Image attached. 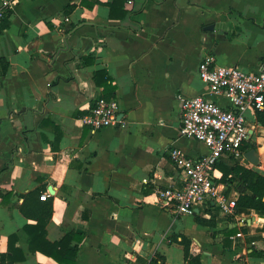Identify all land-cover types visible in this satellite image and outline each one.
Segmentation results:
<instances>
[{
  "label": "crops",
  "instance_id": "crops-1",
  "mask_svg": "<svg viewBox=\"0 0 264 264\" xmlns=\"http://www.w3.org/2000/svg\"><path fill=\"white\" fill-rule=\"evenodd\" d=\"M2 1L0 56L9 69L0 75V264H184L182 236L202 264H264V218L254 210L226 215L208 201L181 214L159 196L184 184L172 148L192 158L207 152L179 134L181 100L226 102L201 80L199 61L212 55L253 71L264 63V0H123L112 10L111 0L91 8ZM87 55L93 61L83 64ZM101 69L118 120L91 129L80 117L102 95ZM247 124L258 165L224 156L213 171L234 199L245 189L237 178L221 181L222 167L264 175V126L253 110ZM35 190L49 203L38 208L41 221L21 210L37 212L27 199Z\"/></svg>",
  "mask_w": 264,
  "mask_h": 264
},
{
  "label": "built area",
  "instance_id": "built-area-1",
  "mask_svg": "<svg viewBox=\"0 0 264 264\" xmlns=\"http://www.w3.org/2000/svg\"><path fill=\"white\" fill-rule=\"evenodd\" d=\"M2 5L10 6L9 0H3ZM198 73L209 91L226 102L202 94L181 100L179 134L202 142L207 152L192 158L177 147L172 148L170 158L184 172V184L166 188L159 196L181 214L191 215L196 207L212 201L224 214L236 215V199L226 195L213 171L224 156L234 161L245 158L242 144L249 135L247 113L264 108V63L257 70H244L236 65L216 64L212 55H206L198 63ZM117 120V100L102 96L80 117L81 123L91 129L103 128ZM46 195L44 192L40 198ZM240 221L244 222V218Z\"/></svg>",
  "mask_w": 264,
  "mask_h": 264
},
{
  "label": "trees",
  "instance_id": "trees-1",
  "mask_svg": "<svg viewBox=\"0 0 264 264\" xmlns=\"http://www.w3.org/2000/svg\"><path fill=\"white\" fill-rule=\"evenodd\" d=\"M123 0H111L109 2V7L112 10L113 7H121L123 4ZM100 3L99 0H92L90 3H86L85 0H81L80 4L87 6V7H92L94 4ZM72 8H74V4H69L66 6L64 9L65 13H68ZM9 11H6V14H8ZM124 14L125 11H122ZM7 16L2 17V22H4L5 25H8L9 23L7 22ZM93 57L91 55H87L82 59L83 64L90 63L93 61ZM9 69V61L3 57L0 56V75H5L8 72ZM94 80L95 82L103 86V92H102V97L105 99H110L112 97V90L113 86L110 84V77L106 75L105 71L103 69L98 70L94 74ZM256 115V120L261 123L264 126V108L256 110L255 111ZM253 145L250 142L249 139L245 140L242 144V150L246 151V149L251 148ZM233 173V176L231 175ZM237 178L239 182L242 184L244 187L245 191L242 193H239V195L236 197V209L238 210L239 208H247V209H252L259 215L263 216L264 218V175L260 173L259 171L252 169V168H247L239 163H235L232 167H222V175L220 177V180L223 182H230L233 179ZM39 190L32 191L28 194V200L32 199V201L35 204V207H37V212L35 214H31L27 211L25 206H21V210L23 211L24 214L26 215H32L38 218V220L41 219L40 216V210L41 208L47 209V205H49L48 202H43L42 204L39 203ZM39 208V209H38ZM47 215V212H46ZM198 221L201 223H211L210 220H204L201 218H197ZM41 221V220H40ZM36 229H38L36 227ZM262 231H264V223L261 228ZM235 230L234 229H229L225 236L227 237L231 233H233ZM43 232V231H42ZM180 243L183 246V256H184V264H202L201 258L199 255H194L190 253L189 247H190V241L186 237L182 236ZM263 243H264V238H263ZM63 245V242L60 243L59 246ZM258 254L264 255V248L262 250L258 251ZM52 257L57 258L58 260H64V256L61 253L51 254Z\"/></svg>",
  "mask_w": 264,
  "mask_h": 264
},
{
  "label": "water",
  "instance_id": "water-1",
  "mask_svg": "<svg viewBox=\"0 0 264 264\" xmlns=\"http://www.w3.org/2000/svg\"><path fill=\"white\" fill-rule=\"evenodd\" d=\"M252 133V131H249V135L247 137V139H249L250 134ZM244 157L252 164V165H258L259 163V158H258V154L256 152V148L255 147H251L248 150H246L244 152ZM48 190L51 192V187H48Z\"/></svg>",
  "mask_w": 264,
  "mask_h": 264
}]
</instances>
